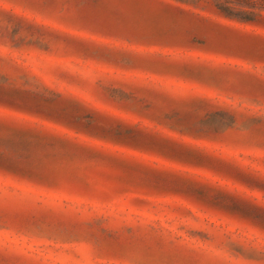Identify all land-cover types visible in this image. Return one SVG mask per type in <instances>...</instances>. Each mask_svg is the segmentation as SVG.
<instances>
[{
  "label": "rangeland",
  "instance_id": "374dc122",
  "mask_svg": "<svg viewBox=\"0 0 264 264\" xmlns=\"http://www.w3.org/2000/svg\"><path fill=\"white\" fill-rule=\"evenodd\" d=\"M0 264H264V0H0Z\"/></svg>",
  "mask_w": 264,
  "mask_h": 264
},
{
  "label": "trees",
  "instance_id": "16d2710c",
  "mask_svg": "<svg viewBox=\"0 0 264 264\" xmlns=\"http://www.w3.org/2000/svg\"><path fill=\"white\" fill-rule=\"evenodd\" d=\"M220 9L225 13L226 16L228 17H237L238 19L244 20V21H249L253 18H251V13L250 14H238V13H234L230 7L225 6V5H221L219 6Z\"/></svg>",
  "mask_w": 264,
  "mask_h": 264
}]
</instances>
